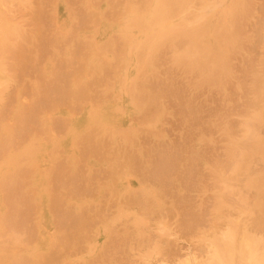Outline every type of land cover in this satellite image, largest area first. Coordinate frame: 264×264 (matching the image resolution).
<instances>
[{
    "label": "bare ground",
    "instance_id": "obj_1",
    "mask_svg": "<svg viewBox=\"0 0 264 264\" xmlns=\"http://www.w3.org/2000/svg\"><path fill=\"white\" fill-rule=\"evenodd\" d=\"M30 1H32L31 2L32 4L35 3V6H33V7H31L32 4L29 3L31 8L37 7L36 5L38 3L41 6L40 9L38 8L39 6L37 7L39 9V11L37 12V15H36L37 16V18H36L37 22L36 23L40 22L43 24L41 30L39 29V33H38V36L41 35L40 36L41 41H42V39L47 41L48 38H50L49 37L50 35L48 36V35H46L45 32L42 31V30H44L45 26L50 23V25H47V26L52 25L51 28H53L55 25L58 26L57 28H58L59 32L57 33V37L55 38V40L56 41H61V40L66 41L67 44L65 45V47L64 46L56 47V48H60V49L64 48V52H63L62 56H64L65 58L62 61V63L60 65H58L59 62H58V64H55L56 66L53 67V70H51L52 66H48V67H45V69H43L47 73L46 76L48 77V79L47 80H41L42 81L41 83L37 82L36 88L38 90V94L36 91H35L36 92L35 94H30V92H31L30 91L29 96H28V93H27L28 98L31 97V95L37 94L36 100H35L36 102H34V104L33 103L32 104L26 103L25 104L26 107L23 106L22 110L20 111L21 113L23 111L24 112L21 114L23 117L18 120V121H21V124H22V127L19 129L18 135H20V137L23 135V137H24V135L28 134V136H29L30 134H32V129L35 128L34 126L36 125L37 120L39 122L38 126L41 127L40 125L42 123L39 121L38 115L45 113L49 118V117L55 116L56 112H59V111H61V109H64L65 112L67 113V115L72 117L71 121L66 120L65 118H57V117L56 118L53 117V118H51V120L47 119L49 121V123L54 126V128L61 129L66 124L68 125L67 130L65 128L66 135L64 137L59 138L56 135L54 137V139L52 140L53 146L55 149L63 148L66 151L69 150V151L74 152L78 149V145L83 146V147H81V151H83V153L85 155H86V153H88V156L86 155L84 157L82 155L83 153H80V156H83L82 160L85 158L84 160L90 161L93 157L96 158L97 155L100 156L103 153H105V155L107 154L108 146L110 145L109 144L110 142H107V140H106V136H108V138L111 139L115 144V147H114L115 151H111L109 153L110 158L106 159V160H108L109 167L111 166V170H113V171H111V173H109L110 172L109 171L108 172L109 176L106 175V177L108 176V178H110V179L111 178L115 179V177H113V176L116 174V172L119 171V170L116 171V169L121 167V166H125V168H126V172L124 171L125 174L121 178L120 181L117 180L118 182L117 181L114 182L115 180L113 181V179H112V182L115 183V186H114L115 189L114 190L117 192V195L114 194V196L116 195L119 197L118 194L123 195L125 192L130 190V188L123 187V186H125L124 179L129 175H134L133 173L139 167L140 163H142L141 161H142V158L144 157L143 156L144 152H142L143 151L142 142H140L137 138L140 136V134L143 131H146V130H143L142 128L140 129L139 125L137 123H135L134 120L130 119L131 115H132V117L135 115H140L142 117L141 119L144 121V123H143L144 126L149 127V125H150L153 127L152 128L153 130H159L161 125H162V123H161L162 118L167 111L166 100L170 99L169 97H178L180 94L178 89L173 85V83L164 82V80L161 83L157 79V70L159 67V60H160L159 58H162L160 56H161V54L165 53L164 51L171 50L173 52V57H171V58H172L174 65L177 66L178 68H181L182 70H184V73L185 72L186 73H192V74H195L197 76H200L202 74L207 75L208 80L205 83L206 88L208 87L209 89H213V90L215 89L224 98H226L227 102H229L230 106H232V107H234L236 105L235 104V102H236L237 106L239 105L238 106V108H239L238 112H239L240 116H243L246 118L245 120L249 119L250 114L253 112V110L256 107L258 108V110H262V112L264 111V19L263 20L260 19V21H258L254 25V30L252 31L251 34L240 35L239 33H235L231 37V39H228V37H229L228 34L225 33L222 28H219L218 30L216 29L211 33L209 32V24H210L211 17L213 15L214 11L216 9H218V7H220L222 0H112V1L110 0L111 2L109 0H67V1L65 0V2L62 0L61 5L57 8V11L52 12L51 14L48 11H46V8H48V6L51 3H53L54 0H41V1H39V0H0V8L6 7L8 5V3L16 5V4L30 2ZM254 1L255 0H242L240 2L232 3L229 6L228 10L231 13V15L233 16V18L242 19V20H245L246 22H248L249 20H252L253 18H255L257 15V9L255 7ZM26 4L28 7L29 6L28 3H25V5ZM69 5H71V9L68 8ZM30 7H29V9H30L29 11H31ZM53 10H55V9H53ZM220 10H221V8H219V11ZM224 11H226V8L224 9ZM5 14H7V13L5 12ZM32 14H34V13H32ZM175 18H178V20L170 23V20L172 21ZM12 21L13 20L11 18L9 19V17H7V19H5L3 21L1 20V27H0V53L1 54L4 52L3 49L5 48V46L8 44V41L10 40L9 35L11 37H13V35H17V36L21 37V35H20L21 32L19 29V28H21V26L19 28H16L15 33H12L13 35L11 33L8 34V30L13 29V28H11V26L13 24H15V23L12 24ZM220 24H222V23H219L218 27L220 26ZM15 25H14V27H15ZM232 25H233L232 27L234 29H236L238 27V22L235 21ZM46 29L48 31V29H50V28L46 27ZM52 30H50V31H52ZM50 31H49V34H52V33H50ZM13 32H14V30H13ZM37 32H38V29H37ZM35 35L37 37V34H35ZM207 38H208V40H207ZM21 39H24L23 36L21 37ZM37 39H38V37H37ZM40 39H38L39 42H40ZM16 40L18 42L21 41L18 39H16ZM25 40L27 42V39H25ZM44 40H43V42L45 43ZM212 40L214 42H217L221 49L226 48V46H228L230 48L229 50H230L231 56L230 57H224L220 54H215L214 49L211 46L212 43H210ZM11 41H14V39ZM22 42L24 43L25 41H22ZM34 42H35V39H34L33 43ZM49 42H51V40H49ZM249 42L252 45H248L247 43H249ZM225 43H228V44H225ZM13 44L16 46L17 42H16V44L15 43H13ZM18 44H17V46H18ZM29 44H30V42H29ZM26 45H25V47H26ZM31 45H33V44H31ZM254 45H260L261 46L262 57L260 59L255 58L256 54L254 55V58H253L252 50H253ZM17 46H16V48H17ZM37 46H39V45H37ZM47 46H48V44H47ZM9 47H11V45L8 46V48ZM19 47L17 48V50L19 49ZM23 48H20L22 53L18 50L16 55L20 59H22L23 63L26 64V66L34 64L37 60L39 61V59H41V51L40 52L38 51L39 54L37 55V57H35V60H34V56L30 55L31 53H29V54L26 53L25 50H28V49L24 48L25 49L24 50ZM22 49H23V51H22ZM40 49H42V48L40 47ZM6 51H7V49H6ZM15 51H16V49H15ZM29 51H31V50H28V52ZM51 51L52 50H50V52ZM61 51H63V50H61ZM10 52H9V54H10ZM33 52H35V51H33ZM44 52H46V49ZM7 53H8V51H7ZM12 53L13 52H11V54ZM48 53H46V54L44 53V54H42V56L43 55L47 56ZM9 54H6V52H5V55H3V56L9 55ZM60 54H62V52H60ZM50 55H51V53H50ZM0 57H1V55H0ZM12 57L14 58V55ZM236 57L237 58L239 57V59L242 58L244 60V62H247V64L245 65L243 70H240L239 66L237 67L234 64V62L232 63V58H236ZM1 58H0V60H1ZM3 58H5V57H3ZM19 58H17V60ZM10 59H11V57H10ZM6 60H8V58ZM11 61H8V62H11ZM44 62H45V60H44ZM162 62H164V61H162ZM5 64H8V63H5ZM38 64H37V66L40 67L39 69L42 70V68H43L42 64L43 63L41 64V62H40V64H39L40 66ZM49 64H51V63H49ZM37 66H35V70H33V73L34 72L36 73L37 70L39 71L38 68L36 69ZM164 66H165V64H164ZM7 68H8V66H7ZM7 68H3V66L0 65V99H1V97H3V98L5 97V99H8V97H9L7 95L6 96L2 95V93L4 92L2 90L3 80L9 81L10 78L15 79V75H14V77L8 76V74L9 75H10V73L12 74L13 71H11L10 73H8V72L6 73V71H8ZM22 68L24 70V68H26V67L23 66ZM17 69H19V68H17ZM54 69H56L57 72H55ZM14 70H16V69H14ZM23 70H21V73ZM9 71H10V69H9ZM26 71H24L26 74L32 75L31 73H27ZM239 71L241 73L243 72L244 77L243 76L241 77L239 75ZM17 72H15V73H17ZM162 72H163V70H162ZM1 74H3V75H1ZM19 74H20V72H19ZM37 75H39V74H37ZM41 75L42 74H40V76ZM195 75H194V78H195ZM37 77L40 78L39 76H37ZM22 78H24V76L23 77L21 76V79ZM42 79H43V76H42ZM22 83L20 82V84L19 83L18 84L21 85ZM27 84H29V83L27 82ZM27 84H25V86H27ZM7 85L10 87L9 84H7ZM28 86L26 87L27 89L23 86L24 90L21 86L17 87L16 90H13V91H15L14 92L15 98H17L18 100H20V99L22 100L21 93L24 94L25 89L31 90V87L28 88ZM12 87H16V86L13 85ZM201 87H202V85H201ZM98 88H101V89L104 88V91L99 90ZM206 88H205V90H206ZM183 89H184V87H183ZM34 90L35 89H33L32 91H34ZM8 95H11V94H8ZM12 98L15 99L13 96H12ZM10 99H11V97H10ZM182 99H183V97H182ZM33 100H34V98H33ZM11 101H13V100H11ZM168 101L170 102V100H168ZM14 102L16 103V101H14ZM169 102H167V103H169ZM172 104H173V102H172ZM180 105H181V103H180ZM13 106H15V105H13ZM168 106H169V104H168ZM237 106H235V107H237ZM183 107H184V103H183ZM196 107H197V105H196ZM172 108H174V107H172ZM218 108H217V110H218ZM80 109H81V111H80ZM217 110H215V111H217ZM10 111H13V109ZM28 111H30V112H28ZM5 112H6V110H5ZM192 112H190V113H192ZM0 113H1V111H0ZM6 113H4V114L6 115ZM188 114H189V112H188ZM232 114H233V110H232ZM1 115H3V113H1ZM7 115L11 116V114H9V112ZM194 115H196V114H194ZM215 115H217V114H215ZM9 116H7V117L9 118ZM16 116L19 117L18 115H16ZM213 116H214V113H213ZM137 118H139V117H137ZM228 118H229L228 116H223L221 118V122L218 125L216 123V125L218 126V129L222 128L224 123H227L229 125V128H228L229 134L227 137L228 141L226 140L227 141V145H226L227 148H226V155H225L228 158V164L227 165H229V166L225 167V165H224L223 168H220V165L219 164L217 165V170L218 171L220 170V173L217 172L216 176H217V179L221 182V184H223V187H219L216 185L215 192L217 194V199H218V202L220 205L219 209H222V206L235 209L234 206L229 202L230 199L227 200V198L231 197L233 195H238L240 200H241L240 203H242V205L244 206L243 210L239 211V214L243 213L245 216H248V217L243 224H239L238 217L236 219L233 218L234 217V214L232 213L233 211H230V212L226 211V213H225L222 210H219V212H218V219L219 220L215 219V221H214L213 218L211 220V221H213L212 222L213 227L218 228L223 223L226 224L227 227L224 230H222L221 232H218L219 230L217 231L214 239L211 240L209 243H207V245L205 247H203L201 255L197 256L194 253L193 259L188 260L184 264H264V176H262L261 178H254V179L250 178L249 182H246L247 187H252V188L256 189V193L258 194V197H259V199H257V200L252 199V196H250V195L248 196V194L246 193L247 189L245 186H244L245 188L241 189L238 186L234 187V185L232 184L233 181L237 180L239 177H241V175L246 174L249 171L250 167L245 163L242 164V162H240L238 160L240 153H238L237 145L239 144L241 139L239 138L240 141L237 139V134H239V132H237L236 130L234 131V129L236 127H238V125L236 124V127H235V125L233 124L234 125L233 126L231 124L230 118L229 119ZM14 119L16 120V117ZM125 119L126 120L128 119L127 122L124 121ZM217 119H218V117H217ZM3 120H2V122H3ZM41 120H42V118H41ZM4 122H6V121H4ZM138 122H139V120H138ZM24 125L29 126V128H30L29 131H25V129L23 128ZM140 125H141V123H140ZM12 127H15V126H12ZM15 128H13L14 132H15L14 134L17 135L18 131L16 132ZM46 129H48V127H46ZM207 129H208V127H207ZM16 130H17V128H16ZM35 132H37V131H35ZM63 132L64 131H62V133ZM215 132H216V130H215ZM3 134H5V132ZM3 134H2V136H4ZM14 134H13L12 138L15 137ZM158 134H159V132H158ZM40 135H41V133H40ZM23 137H21L22 142L19 141L20 144L24 143L25 142L24 140H26L25 138L22 140ZM233 137H236V138H233ZM8 138L10 139V137H8ZM16 138H18V137H16ZM18 139H20V138H18ZM1 140H3L2 137H1ZM43 140H45V139L43 138ZM176 140H179V139H176ZM3 141L5 142V140H3ZM12 141H13V143H16V141L15 142H14V140H12ZM12 141H10V142H12ZM222 141L224 142L223 139H222ZM32 142L29 143L28 146L25 148V149H27L28 158H30L29 160H31L33 166H37L38 165L37 163H42V162H43V164H45V162H47V161H45V159L47 158V154L45 153L46 157H44V151H48L47 144H45V143L40 144L39 150H41V153L43 154V158H42V157H40L39 150H38V152H35L34 148H37V147H36V144H32ZM147 142H149V139ZM0 143H1V141H0ZM122 143L128 145V148L130 147L131 151L129 153L127 152V154H125V156H129L128 154H130V156H129L130 158H127V159L124 158ZM188 143H189V141H188ZM20 144L17 143L18 148L20 147ZM17 145H16V147L12 145L15 148L14 151H16V150L18 151ZM21 145L23 146V144H21ZM139 145H141L140 149H139ZM163 145H165V144H163ZM3 146H5V145H3ZM155 146H157V145H155ZM2 147H0V151L3 150V151H1V153L4 152V150H5V149H1ZM6 147L11 148V146L10 147L5 146V148ZM175 147H178V146H175ZM141 149H142V151H141ZM9 150H11V149H9ZM9 150H8V152H10ZM163 151L164 150H162V152ZM8 152H6V153H8ZM154 152L157 153L156 151H154ZM183 152H184V150H183ZM180 154H178V155H180ZM2 155H0V159L2 158L1 157ZM4 155L6 156L7 154H4ZM105 155H104V157H105ZM17 156H19V155H17ZM159 156L160 155H158V157ZM221 156H223V155H221ZM242 156H244V157H246V159H248L249 153L245 152L244 154H242ZM21 157L19 159H21ZM63 157H64L63 161H65V156H63ZM86 157H87V159H86ZM88 157H89V160H88ZM28 158H26V159H28ZM105 158H107V157H105ZM96 159H98V157ZM124 159H126L125 163H124ZM170 159H171V157H170ZM176 159L178 160V157ZM11 161H13V160L11 159ZM219 161H221V160H219ZM20 162H22V161H20ZM20 162H17V163H20ZM172 162H174V161H172ZM61 163H65V162H62V160H61L60 167L58 166V164H56L57 167L55 170H57L58 167L61 170L63 169L64 164H61ZM143 163H145V162H143ZM153 163L155 164V162H153ZM226 163H227V161H226ZM189 165H190V163H189ZM25 166H27V165L25 164ZM83 166H85V165H83ZM136 166H138V167H136ZM169 166H171V165L169 164ZM194 166H196V165H194ZM24 167L22 168L23 171H24ZM45 167L46 168L44 171V177H46V174H47V176H49V174H50L49 171H53V168H51L47 165H45ZM184 167H185V165H184ZM1 168H3V167H1ZM66 168H68V167H66ZM79 168L80 167H78L77 170ZM171 168H173V165ZM28 169H25V172L28 171ZM71 169H69V171H71ZM9 170H7V172H9ZM16 170H19V167ZM122 170H124V169H121V171ZM188 170H190V169L188 168ZM202 170H203V167H202ZM72 171L73 172H72L71 179H73L72 178L73 175L75 178L77 176V173H78L75 170H72ZM114 171H116V172L114 173ZM163 171H164V169H163ZM228 171L231 172L230 177L227 175ZM57 172L58 171H56L55 173L57 174ZM112 172H113V174H112ZM142 172H146L144 170L143 166H142ZM157 172H158V168H157ZM165 172H167V173H165ZM182 172H184V171H182ZM158 173H161V171ZM164 173H165L164 176L166 174L170 175L168 173V171H164ZM18 174L19 173H17V175L15 174V175L18 176ZM195 174L196 173H194L192 175L194 176ZM223 174H225V177H223ZM13 175H14V173H13ZM83 175L84 174H82V175L80 174V176L79 175L78 176L81 177ZM95 175H94V177H95ZM99 175H101V173ZM99 175H98V177L96 176L97 179L101 177V176L99 177ZM157 175H159V174H157ZM56 176L58 177V178L55 177L56 180L59 179V181L62 185L63 184L62 179H63V177L67 176V174L64 176L62 175L63 177H61V174H59V175L57 174ZM143 176H144V177H142L143 180L140 179V181L138 183L141 184L142 186L147 187L146 188L147 193L145 194V193L141 192L140 193V194H142V196L140 195L141 199L143 197L145 199V197L151 196V195H154L155 197H157L155 194V193H157L156 189L153 188V186L148 185L149 183L147 182V177L145 178L146 174H144ZM4 177H5V175L2 177V179H4ZM9 177H12V175ZM194 177H196V176H194ZM25 178L27 179V177H25ZM55 178L53 179L54 181H55ZM183 178L186 179L187 176L183 177ZM8 179H10V178H8ZM16 179L18 180V178H16ZM92 179H93V177H92ZM100 179H104V178H100ZM185 179H183V180H185ZM187 179H186V181H187ZM6 180H7V178H6ZM6 180H5V182H6ZM53 180H51V181H53ZM80 180H82V179H80ZM151 180H152V177H151ZM2 181H4V180H2ZM75 181L78 184L77 178L75 180H73V182H75ZM180 181L182 183V180H180ZM10 182H11V180H10ZM10 182H8V183L11 184ZM20 182H23V183H21L23 185V187H18V188L19 189L20 188L22 189L24 187L26 188L27 185L24 186L25 185L24 179ZM30 182H32V181H29L28 183H30ZM65 182L67 183L68 181H65ZM82 182H83V180H82ZM161 182H163V181H161ZM49 183H50V181H49ZM60 183H59V185H60ZM169 183H172V182L169 181ZM169 183L166 185H169ZM183 183H185V182H183ZM195 183H197V182H195ZM226 183H229V185H227ZM5 184H7V183H5ZM83 184H84V182H83ZM65 185L67 186V184H65ZM80 185L81 184H79V188H83V187H80ZM109 185H110V183H109ZM211 185H213V184H211ZM28 186L30 187V184H28ZM84 186H85V184H84ZM158 186H159V184L157 185V187ZM190 186H191V184H190ZM207 186L211 187L209 184ZM68 187H66V188L68 189L69 192L68 191H67V193L65 192L66 194H68V196H70L68 199H65L66 196L63 198L62 195H61V197H58L59 195H57V194L53 195L57 191H53L54 193L52 194V191L48 190L49 188L47 187V185L41 189L40 196H39L40 201H41V210L44 212V216L46 218L45 220L47 221L46 226H45V232H44V234H42V238L36 246H31V248L27 247L26 246L27 243L25 244L23 241V243L25 245V246L23 245L25 247V248L23 247V250L26 248H30L27 251V256H24V259L19 257L20 254L18 251H17V253L11 252L13 254H9L12 256V257L10 256V258H14V259H15V257L17 258V264H18V262H20L19 264H22L26 261L27 262L24 264H52L54 262L53 260L58 259L59 256H62L65 253V252L62 253L60 251L58 258L56 257L54 259V256H55L54 254H56V256H57L56 252L59 250V248L61 246H63V244L65 242L68 241V240H66V235H69V233L67 232L68 234H65L66 231L70 230L73 232V228H74V229H77V231L75 230L76 232H78V230H83L81 232L85 233L86 231L90 232V229H89L90 226L95 227L97 225V224L96 225L92 224V222H94L96 220L95 218L98 217V215H100L102 212L99 211L98 214L94 217V219L91 222H89L87 224H86V222L85 223L82 222V220L86 219L85 216L91 217V215H88L89 213L87 214V212H86L87 206L85 205V203L83 201L72 199L76 195L75 194V192H76L75 188H74V190L70 191ZM183 187H184V185H183ZM105 188H106V186H105ZM211 188H213V187H211ZM89 189L90 188H88L87 192H89V193L91 192V194H93V196H95L93 190H97V189L96 188L92 189V191H90ZM184 189H187V192H188V190H190L191 188L189 189V188L185 187ZM22 190H21V192H23ZM52 190H56V188L55 189L52 188ZM57 190H59V189H57ZM170 190H171V188H170ZM170 190H169V192H168V190H165V191H166V193H170ZM30 192H25L23 194L25 195L26 193H30ZM79 193L81 194V192L78 191L77 194H79ZM166 193H165V195H167ZM0 194H1V190H0ZM11 194L13 195V193H11ZM105 194H107V192ZM135 194L136 195L131 196L129 201H127V202H130L131 205L127 204L126 202H122V201H121V203H124V204L126 203L127 205H130V206L133 205L134 207H136L137 203H139L141 201H138V199H139L138 192H135ZM85 195H87V194L85 193ZM175 195H177V194H174V196ZM6 196H8V195H6ZM170 196H172V195H170ZM187 196H190V195L187 194ZM201 196H202V194H201ZM12 197L13 196H11V198ZM17 197H18V199L20 198L19 196H17ZM37 197H38V195H37ZM22 198L24 200V196ZM22 198H20V199H22ZM31 198L33 199V197H31ZM90 198H91V195H90ZM25 199H26V197H25ZM167 199H166V203L168 204ZM174 199H175V197H174ZM33 200H30V196H29V201H33ZM161 200H163V199H161ZM191 200H192V197H191ZM204 200H206V199H204ZM179 201H176L175 203H177ZM6 202L10 204V201L9 202L6 201ZM152 202L150 201V203H152ZM141 203H143V202H141ZM148 203H149V199H148ZM180 203H182V201ZM29 204L35 205V204H33V202L32 203L30 202ZM185 204H187V203H185ZM185 206H188V205H185ZM245 206H247V207H245ZM16 207H17L16 208L17 213H18V210H20L22 212V210H24L26 208V206H25V208L22 207V209H20V207L17 205H16ZM102 207L104 209L105 206L103 205ZM140 207H142V206L139 205V209H140ZM145 207H146L145 209L150 210V209H148V205ZM182 207H184V206H182ZM30 208L31 207H29V209ZM34 208H35V206H34ZM124 208H126V207H124ZM11 209H13V208H10V211L8 210L9 211L8 212L7 211V205L4 202V199L0 200V213H1V215L3 214L2 216H4V217L9 216L8 214H10ZM39 209H40V206H39ZM135 209L136 208H133V210H135ZM34 210L32 207V211H34ZM167 210H168V207H167ZM190 210L191 209H189L188 211H190ZM27 212H28V210H27ZM29 212H28V214L30 216L32 213L31 212L29 213ZM144 212H145V210H144ZM169 212L170 211H168V213ZM172 212L173 211L171 210L170 213H172ZM154 213H155V211H154ZM193 213H195V215H196V212H192L191 217H193L192 216V215H194ZM215 213H216V211H215ZM11 214H12V212H11ZM14 214H16V213H14ZM21 214L23 215V213H21ZM33 214H34V212H33ZM145 214H147V213H145ZM185 214L186 213H184V215ZM203 214H205V212L202 213V215ZM205 215H207V214H205ZM16 216H19V215H16ZM26 216H28V215H26ZM189 216H190V214H189ZM9 217L12 218L11 216H9ZM9 217H6V218H9ZM19 217L23 218L22 216H19ZM82 217H85V218L83 219ZM212 217H213V214H212ZM25 218H23V220ZM193 218H195V217H193ZM0 219L2 220V218H0ZM28 219H27V221H28ZM79 219L81 220V222L79 221ZM202 219H203V217H202ZM202 219H200V220H202ZM5 220H7V219H5ZM11 220H14V219L12 218ZM16 220L20 221L19 219H16ZM87 220H89V219H87ZM99 221H101V220H99ZM221 221L223 223H220ZM1 222L2 221H0V231L2 228H4L3 224L5 225V227L9 226V228L7 227V229H10V227H13V226H10V225H12L11 224L12 221L10 223H9V221L8 222L6 221L7 225L5 223H1ZM8 223H9V225H8ZM13 223H15V222L13 221ZM28 225H30V224H28ZM221 226H220V228H221ZM15 228H16V226H15ZM51 231H53V232H51ZM0 233H2V232H0ZM102 233H104V232H101V234ZM79 235H82V234L80 233ZM31 237L34 238V235L30 236V239H31ZM15 238L16 237H13L12 239L14 240ZM17 239L18 238L15 239L14 243H16V242H18V243H16L15 245H14V243H12L11 247L16 246L17 244L19 245L21 243V242L19 243V241H22V240L16 241ZM75 239H77V238H75ZM28 241H30V240L28 239ZM33 241H35V239ZM97 241H99V240H97ZM11 242H13V241L11 240ZM75 242H78V241H75ZM116 243L119 244L118 242H115L116 246H117ZM10 245L11 244H8L7 246H10ZM76 245L78 246V243H76ZM20 246H18L17 249H20ZM68 246H70V245H68ZM32 247H34V248H32ZM65 247L67 248V246H65ZM3 248H4V246L1 249H3ZM1 249H0V262H1V260H4L5 257H6V260H9V259H7L8 253L4 254L5 248H4V251ZM7 249L8 248L6 247V250ZM9 250H11V249L9 248ZM106 250H108V249H106ZM61 253H62V255H61ZM14 261L16 262V259ZM59 261H60V259L57 260V262H59ZM62 261H63V259H62ZM68 264H69V262H68Z\"/></svg>",
    "mask_w": 264,
    "mask_h": 264
},
{
    "label": "rangeland",
    "instance_id": "obj_2",
    "mask_svg": "<svg viewBox=\"0 0 264 264\" xmlns=\"http://www.w3.org/2000/svg\"><path fill=\"white\" fill-rule=\"evenodd\" d=\"M39 1H41V0H39ZM63 1L65 2V0H63ZM240 1H242V0H222L220 7H218V9H216L214 11V13L211 17L210 24H209V32L210 33L216 29L218 30L219 28H222L223 31L228 34V36H229L228 39H231V37L235 33H239L240 35H249L252 33V31L254 30V25L258 21H260V19H262V20L264 19V0H255L254 1L255 7L257 9V15L255 18H253L252 20H249L248 22H246L245 20H242V19L233 18V16L231 15V13L228 10L229 6L232 3H236V2H240ZM31 2L32 1L25 2V3H28V5H29V3H31ZM61 2H62V0H54V2L51 3L48 6V8H46V11H48L50 14L52 12L57 11V8L61 5ZM25 3H20V4H16V5L8 3V5L6 7L0 8V10H1L0 11V27H1V20L3 21L5 19H7V17H9V19L11 18L13 20L12 24L15 23L16 25L13 24L11 26V28H13V29L8 30V34L9 33H11V34L15 33L16 28H19L21 26V28H19L20 32H21L20 35H21V37L23 36V38H24V39H21V37H19L17 35H13V34H12L13 37H11L9 35L10 40L8 41L7 45L8 46L11 45V47L8 48V46L6 45L5 48L7 49L8 53H7L6 49L4 48L3 49L4 54L3 53L2 54L5 55V52H6V54H9V52L11 50H12L11 52H13L14 54L13 53L11 54V52H10L11 55L10 54L6 55L7 56L6 57L0 53V55L2 57V58L0 57L1 58L0 65L3 66V68H7V66H8V68H7L8 71H6V73L7 72L10 73L11 71L14 72V73L12 72V74L10 73V75L8 74L9 77H14V75H15V79L10 78L9 81L3 80L2 90L4 92L2 93V95L3 96L7 95L9 97H8V99H5V97L4 98L1 97V99H0L1 100L0 101V111H1V113H3V115H1V113H0V116L2 117V118L0 117V126H1L0 127V141H1L0 147H2L3 145L9 146V147L11 146V148H8V147L5 148V146H3L1 148V149L6 150V151L4 150L5 153L4 152L1 153V151H3V150L0 151V153H1L0 155L7 154L6 156L2 155L1 156L2 158L0 159V182L2 183V184L0 183V190H1L0 200L4 199V202L7 205V211L8 210L10 211V208H13V209H11L12 214L10 212V214H8V215L14 219V220H11L12 218H10L9 216H6V217H9V218H6V217L2 216L3 214L1 215V213H0V218H2V220L0 219V221H2L1 223H5L7 225L6 221L7 222L9 221V223L12 221V223H11L12 225H10V226H13V227H10V229H7V227L9 228V226L5 227V225L3 224L4 228H2L0 231V232H2V233H0L1 234L0 235V249L4 246L5 251H4V248L1 250L4 251V254L8 253L7 259H9V260H6V257H5L4 260H1L0 264H17V258L15 257V259H16V262H15L14 261L15 259L10 258L11 255H9V254L17 253V251H18L20 254L19 257L24 259V256H27V251L31 248V246H36L39 243V241L41 240L42 234H44V232H45V226H46L47 221L45 220L46 218L44 216V212L41 210V201H40L39 196H40L41 189L44 188L46 185L49 188L48 190L52 191V194L54 193L53 191H57L53 195L57 194V195H59L58 197H61V195H62L63 198L66 196L65 199H68L70 197V196H68V194H66L68 191V189L66 187H68V186H69L68 188L70 191L74 190V188H75V191L77 193H78V191L81 192V194L80 193L77 194L75 192L76 195L74 194L75 196L72 199L81 200L87 206L88 211L86 210V212H87V214L89 213L88 215H91V217L85 216L86 219H84L85 217H82L84 219V220H82V222H84V223L86 222V224L91 222L94 219V217L98 214L99 211L102 212L100 215H98V217L95 218L96 220L94 222H92V224H95V225L97 224V225L95 227L90 226L89 227L90 232H87V231L85 233L81 232L83 230H78V232H76L77 229H74L73 227H72L73 232L76 230L74 233L70 230L65 232V234L69 233V235H66V240H68V241L65 242L63 244V246H61L59 248V250L56 252L57 256H56V254H54L55 256L53 255L54 259L56 257L58 258L60 251L62 253H64V252L65 253L63 255L61 253V255L63 257L59 256L58 259L53 260L54 262L52 264H68V262H69V264H184L188 260L193 259L194 253L197 256L201 255L203 247H205L207 245V243H209L211 240L214 239L217 231L219 230L218 232H221L222 230H224L227 227V225L224 224L222 221L220 222V223H223V224H221L222 226L219 224L221 226V228H220V226L218 228L213 227V223H212L213 221H211V220H212V218L214 221H215V219L219 220L218 219L219 210H222L225 213H226V211L227 212L233 211L232 212L234 214L233 218L236 219L238 217L239 224H243L248 216H245L243 213L239 214V211L243 210L244 206L242 205V203H240L241 200H240L238 195H233V196L227 198V200L230 199L229 202L234 206L235 209L229 208V207H223V206H222V209H219L220 205H219V202L217 199V194L215 192V187H216V185L219 187H223V184H221V182L217 179V176H216L217 172L220 173V170L219 171L217 170V165L219 164L220 168H223L224 165H225V167L229 166V165H227L228 164V158H227V156H225L226 155V148H227L226 145H227V141H228L227 137L229 134V130H228L229 125L227 123H224L223 127L219 128V129H218L217 125L221 122V118L223 116H228L231 120V124L232 125L234 124L235 127H236V124L238 125V127H236L234 129V131L236 130L237 132H239V134H237V139L238 140H239V138L241 139V141L239 140L240 142L237 145L238 153H240L238 160L240 162H242V164L243 163L247 164L250 167V169L246 174L241 175V177H239L237 180L233 181L231 179L233 181L232 184L234 185V187L238 186L241 189L246 187V189H247L246 193L248 194V196L250 195V196H252V199L257 200V199H259V197H258V194L256 193V189L252 188V187H247L246 182H249L250 178H252V179L261 178L262 176H264V111L262 112V110H258V108L256 107L253 110V112L250 114L249 119L245 120L246 119L245 117L240 116V114L238 112V109H239L238 106L239 105L237 106L236 102H235V104H236L235 106H237V107L234 106L235 107L234 108V107L230 106V103L227 102L226 98H224L215 89L213 90V89H209L208 87L206 88L205 83L208 80L207 75L202 74L200 76H197V75L192 74V73H186V72L184 73V70L175 66L173 61H172V58H171V57H173V52L171 50L164 51L165 53L161 54V56H160L162 58H159L160 60H159V67L157 70V79L161 83L163 82V80H164V82L173 83V85L178 89V91L180 93L178 96L179 98L178 97H169L170 99L166 100L167 111L164 115L165 117L163 116V118H162V122H161L162 125H161L159 130H153L152 129L153 127L150 125H149V127L144 126V124H143L144 121L141 119L142 117L140 115H135L133 117L131 115L130 119L134 120V122L139 125L140 129L142 128L143 130H146V131H143L140 134V136L137 138L140 142H142L143 151H142V149H141V151L144 152V154H143L144 157L142 158V161H141L142 163H140L139 167L136 166V167H138L137 168L138 170L137 169L135 170V172L133 173L134 175H129L124 179L125 186H123V187L130 188V190L125 192L123 195L118 194L119 197L116 196L117 192L114 190L115 189V187H114L115 183L112 182L113 178H111V179L108 178V176H109L108 172L110 171L109 173H111V171H113V170H111V166L109 167L108 160H106V159L110 158L109 153L111 151H115L114 150L115 144L111 139L108 138V136H106L107 142H110L109 143L110 145L108 144L109 145L108 146V152L106 155H105V153L102 152L105 155V157H107V158H105L104 155L101 154L102 156L101 155L96 156V158L98 157V159L93 157L90 161L84 160L85 158L82 160V157L83 156L85 157L86 155L88 156V153H86V155H85L83 153V151H81V147H83V146H80V145H78V149L74 152L69 151V150L66 151L63 148H58V149L54 148L52 140L54 139V137L56 135L59 138L64 137L66 135V130H67L68 125L66 124L64 127L61 128L62 129L61 130L58 128H54V126L52 124H50L47 119L51 120V118L57 117V118H65L66 120L71 121L72 117L67 115V113L65 112L64 109H61V111L55 113V116H52L49 118L45 113L38 115V119L42 123V124L40 123L41 127L38 126L39 122L37 120V123L34 126L35 128L32 129V134H30L29 136H28V134L24 135V137L22 135L21 136V137H23L22 140L24 138L26 140H24L25 142L23 141L24 143H21V144H23V146L20 144L19 141H21V137L18 134H19V129L22 127V124H21V121H18V120L23 117L21 114L24 112L23 111L21 113L20 111L22 110L23 106H25L26 103H29V104L33 103L34 104V102H36L35 101L36 95L38 94V90L36 88L37 82L41 83L42 82L41 80H47L48 79V77L46 76L47 73L43 69H45V67L52 66L51 70H53V67L56 66L55 64H58V62H59L58 65H60L62 63V61L65 58L64 56H62L63 52H64V48L62 47L63 49H60V48H56V47H61V46L65 47V45L67 44L66 41H62V40L56 41L55 40V38L57 37V33L59 32V30L57 28L58 26L55 25L53 28H51L52 25L47 26V25H50V23L47 24L45 26L44 30H42V31L45 32L46 35H48V36L50 35L49 36L50 38H48L47 41L49 42V40H51V42L52 41L53 42L48 43L44 39H42V41H41V39H40L41 35L38 36V33H39V29L41 30L43 24L40 22L36 23L37 22L36 21V18H37L36 15H37V12L39 11V9L41 8V6L38 3L36 6L37 7L39 6L38 7L39 9L37 7L31 8V7L35 6V3L34 4L31 3L32 4L31 7H30V5L27 7V4L25 5ZM29 7L31 8V11H29L30 10ZM68 8L71 9V5H69ZM219 8H221L220 11H219ZM223 8L224 9L226 8V11H224ZM53 9H55V10H53ZM5 12L7 14H5ZM31 12L34 14H32ZM177 20H178V18H175L172 21L170 20V23L175 22ZM235 21L238 22V27L236 29H234L232 27L233 26L232 24ZM219 23H222V24H220V26L218 27ZM14 25H15V27H14ZM46 27L47 28L49 27L50 29H48V31H47ZM37 29H38V32H37ZM13 30H14V32H13ZM50 30H52V31H50ZM49 31L52 34H49ZM35 34H37V37H38V39H40L41 43L39 42V40L37 39ZM12 38L14 39V41H11V40H13ZM16 39L21 40V41L18 42ZM25 39H27V42ZM34 39H35V42L33 43ZM43 40L45 41V43L43 42ZM207 40H208V38H207ZM22 41H25V42L23 43ZM16 42H17V44L19 43L20 45L18 44V46H17ZM29 42H30V44H29ZM13 43L16 44L17 48L20 46L18 49L20 52H21L20 48H23V47L25 49L31 50L28 52V50H25L23 48L26 51V53H28V54L31 53L30 55L34 56V60H35V57H37V55L41 51V59H39V61L37 60L34 64L26 66V64L23 63L22 59H20L16 55L18 50ZM210 43H212L211 46L213 47L215 54H220L224 57H230L231 56V53L229 50L230 48L228 46H226V48L221 49L217 42H214L212 40ZM31 44H33V45H31ZM47 44H48V46H47ZM225 44H228V43H225ZM247 44L252 45L250 42ZM25 45H26V47H25ZM37 45H39V46H37ZM40 47L44 51L46 49V52H44L42 49H40ZM15 49H16V51H15ZM23 49H22V51H23ZM50 50H52V51L50 52ZM61 50H63V51H61ZM33 51H35V52H33ZM60 52H62V54H60ZM44 53L45 54L48 53L47 54L48 57L46 55L42 56V54H44ZM50 53H51V55H50ZM252 54H253V58H254V55L256 54L255 58L260 59L262 57L261 46L260 45H254L253 50H252ZM13 55H14V58L12 57ZM3 57H5V58H3ZM10 57H11V59H10ZM7 58H8V60H6ZM17 58H19V59L17 60ZM240 59H239V57L238 58L237 57L232 58V63L234 62V64L237 67L239 66L240 70H243L245 65L247 64V62H244V60L242 58H240ZM44 60H45V62H44ZM8 61H11V62H8ZM162 61H164V62H162ZM40 62H41V64L43 63L42 64L43 68L41 67L42 70L39 69L40 67L37 66V64L38 63L40 64ZM5 63H8V64H5ZM49 63H51L52 65ZM164 64H165V66H164ZM23 66L26 67V68H24V70L22 68ZM35 66H37L36 69L38 68L39 71L37 70L36 73L35 72L33 73V70H35ZM17 68H19V69H17ZM9 69H10V71H9ZM14 69H16V70H14ZM21 70H23L22 73H21ZM162 70H163V72H162ZM24 71H26L27 73H31L32 75L26 74ZM54 71L57 72L56 69H54ZM15 72H17V73H15ZM19 72H20V74H19ZM37 74H39V75H37ZM40 74H42V75L40 76ZM1 75H3V74H1ZM194 75H195V78H194ZM239 75L241 77L242 76L244 77L243 72L241 73L239 71ZM21 76L22 77L24 76V78L21 79ZM37 76H39L40 78H38ZM42 76H43V79H42ZM19 81L21 83L22 82L23 83L21 85H19L20 84ZM27 82L29 84H27ZM7 84H9L11 88ZM25 84H27V86L29 85L28 88L31 87V90H29V89L26 90L27 86H25ZM13 85L16 87H12ZM201 85H202V87H201ZM20 86L22 88H23V86L26 88L24 91L25 93L24 94L21 93L22 100L21 99L18 100L17 98H15V96H14L15 91H13V90H16V88L20 87ZM183 87H184V89H183ZM205 88H206V90H205ZM33 89H35V90L32 91ZM98 89L104 91V88H102V89L98 88ZM23 90H24V88H23ZM35 91L37 92L36 95H31V97H29V98L27 97V93L29 96V92H30V94H35L36 93ZM8 94H11L15 99H13L12 96L8 95ZM10 97H11V99H10ZM182 97H183V99H182ZM33 98H34V100H33ZM11 100H13V101H11ZM168 100H170V102ZM14 101H16V103ZM167 102H169V103H167ZM172 102H173V104H172ZM180 103H181V105H180ZM183 103H184V107H183ZM168 104H169V106H168ZM13 105H15V106H13ZM196 105H197V107H196ZM172 107H174V108H172ZM216 107L217 108L219 107L218 108L219 111L217 110ZM11 108L13 109V111H10V110H12ZM5 110L7 113L5 112ZM215 110H217V111H215ZM232 110H233V114H232ZM80 111H81V109H80ZM8 112H9V114H11V116L7 115ZM28 112H30V111H28ZM188 112H189V114H188ZM190 112H192V113H190ZM4 113H6V115ZM213 113H214V116H213ZM194 114H196V115H194ZM215 114H217V115H215ZM16 115H18L19 117H17ZM7 116H9V118ZM15 117H16V120L14 119ZM137 117H139V118H137ZM217 117H218V119H217ZM41 118H42V120H41ZM2 120H3V122H2ZM127 120L125 119L124 121L127 122ZM138 120H139V122H138ZM4 121H6V122H4ZM140 123H141V125H140ZM216 123H217V125H216ZM12 126H15V127L17 126L16 127L17 130L15 127H12ZM46 127H48V129H46ZM207 127H208V129H207ZM13 128H15L16 132L18 131L17 135L14 134L15 132H14ZM23 128L25 129V131H29V129H30L29 126H27V125H24ZM65 128H66V130H65ZM215 130H216V132H215ZM35 131H37V132H35ZM62 131H64L65 133L64 132L62 133ZM4 132H5V134H3ZM158 132H159V134H158ZM40 133H41V135H40ZM2 134L4 136H2ZM13 134L15 135V137H14L15 139L12 138ZM1 137L3 140H5V142L3 140H1ZM8 137H10V139ZM16 137H18L20 139H18ZM43 138L45 140H43ZM233 138H236V137H233ZM148 139H149V142H147ZM176 139H179V140H176ZM222 139L224 140V142L222 141ZM12 140H14V142L16 141V143H13ZM10 141H12V142H10ZM188 141H189V143H188ZM31 142H32V144H36V147L38 148V149L34 148L35 152H38L41 143L47 144L48 151H44V157H46L45 156V153H46L47 158L45 159V161H47L48 163L45 162V164H43V162H42V163H37L38 164L37 166H33L31 160H29L30 158H28L27 149H25L28 146V144ZM17 143L20 144L19 148H18ZM163 144H165V145H163ZM12 145L15 147L17 145L18 151L17 150L14 151L15 148ZM155 145H157V146H155ZM175 146H178V147H175ZM140 148H141V145H139V149ZM9 149H11V150H9ZM122 149H123V153H124L123 154L124 158H126V159L130 158L129 157L130 154H128L129 156H125V154H127V152L129 153L131 151L130 147L128 148V145L122 143ZM8 150L10 152H8ZM162 150H164V151L162 152ZM183 150H184V152H183ZM154 151H156L157 153H155ZM6 152H8V153H6ZM39 152H40V157L43 158V154L41 153V150H39ZM245 152L249 153L248 159H246V157L242 156V154H244ZM80 153H83L82 154L83 156H80ZM177 153L178 154L181 153V154L178 155ZM17 155H19V156H17ZM158 155H160V156L158 157ZM221 155H223L224 157ZM63 156H65V161H63L64 160ZM20 157H21V159H19ZM170 157H171V159H170ZM177 157H178V160L176 159ZM26 158H28V159H26ZM11 159L13 161H11ZM86 159H87V157H86ZM126 159H124V163L126 162L125 161ZM61 160H62V162L66 163V164L61 163V164H64L62 170L59 169ZM88 160H89V157H88ZM219 160H221V161H219ZM225 160L227 161V163ZM20 161H22V162H20ZM172 161H174V162H172ZM17 162H20V163H17ZM143 162H145V163H143ZM153 162H155V164ZM189 163H190V165H189ZM25 164L27 166H25ZM56 164H58V166H59L57 170H55L57 167ZM169 164L171 166H169ZM45 165L53 168V171H49L50 174H49V176H47V174H46V177H44V171L46 168ZM83 165H85V166H83ZM172 165H173L174 169L171 168ZM184 165H185V167H184ZM194 165H196V166H194ZM22 166L26 167V168L24 167V171L22 170V168H23ZM142 166L146 172H142ZM1 167H3V168H1ZM18 167H19V170H16V169H18ZM66 167H68V168H66ZM78 167H80V168L77 170ZM202 167H203V170H202ZM157 168H158V172L161 171V173L157 172ZM188 168L190 170H188ZM25 169H28V171L25 172ZM69 169H71V171H69ZM121 169H124V170L121 171ZM163 169H164V171H168V173L170 175L166 174L164 176V174L167 172L164 173ZM7 170H9V172H7ZM72 170H75L76 172L79 173V174L77 173V176L75 178L73 175V177H72L73 179H71L72 172H73ZM54 171L55 172L58 171L57 174L58 175L61 174V177H63L64 175L67 174V176L63 177V179L65 181H68V182L66 183L60 177L63 181L62 183L64 184V185L63 184L61 185L59 179L56 180L55 177H57L56 176L57 174ZM116 171H118L119 173ZM116 171H114V173L116 172V174L113 176V177H115V179H113V181L115 180L114 182H116L117 180L118 181L121 180V178L124 176V174L126 172V168H125V166H121V167L117 168ZM170 171L171 172L173 171V172L171 173ZM182 171H184V172H182ZM13 173H14V175H13ZM17 173H19L18 176H16ZM100 173H101V175H99ZM194 173H196L194 175L196 177H194L192 175ZM80 174L81 175L84 174V175L79 177ZM112 174H113V172H112ZM144 174H146L145 178L147 177V182L149 183L148 185L153 186V188L156 189L157 193H155V194L157 197H155L154 195H151V196L145 197V199H144V197L141 199L142 194H140V193L141 192L145 193V194L147 193V189H146L147 187L142 186L141 184L138 183L140 181V179L143 180L142 177H144L143 176ZM157 174H159V175H157ZM230 174H231V172L228 171L227 175L229 177H230ZM4 175H5V177H4V179H2V177ZM11 175H12V177H9ZM94 175H95V177H94ZM98 175H99V177L101 176L100 178H104V179H100V178L97 179ZM106 175H108V176L106 177ZM186 176L188 178V179L186 178L187 181L185 178H183ZM25 177H27V179ZM92 177L94 180L92 179ZM151 177H152V180H151ZM223 177H225V174H223ZM6 178H7V180H6ZM8 178H10V179H8ZM16 178H18V180ZM54 178H55V181L53 180ZM76 178H77L78 184L76 181L73 182V180H75ZM23 179H24V184H25L24 186H26V185L27 186H26V188L25 187L22 188L23 189L22 190L21 188L19 189L18 187H23V185L21 184L23 182H20ZM80 179L83 180L85 186H84L82 180H80ZM183 179H185V180H183ZM2 180H4V181H2ZM5 180H6V182H5ZM10 180H11V182H10ZM51 180H53V181H51ZM180 180H182V183L183 182H185V183L187 182V183L182 184ZM29 181H32V182L28 183ZM49 181H50V183H49ZM161 181H163V182H161ZM169 181H171L172 183H169ZM8 182H10L11 184H9ZM58 182L60 183V185ZM195 182H197V183H195ZM5 183H7V184H5ZM109 183H110V185H109ZM168 183L170 186L166 185ZM28 184H30V187L28 186ZM65 184H67V186ZM79 184H81L80 187H83V188H79ZM158 184H159V186L157 187ZM190 184H191V186H190ZM208 184L213 188L207 186ZM211 184H213V185H211ZM226 184L229 185V183H226ZM183 185H184V187H183ZM105 186H106V188H105ZM185 187L189 188V189L191 188V189L188 190V192H187V189H184ZM52 188L53 189L56 188V190H52ZM88 188H90L89 189L90 191H92V189H95V188L97 189V190H93L95 196H93V194H91V192L90 193L87 192ZM170 188H171V190H170ZM57 189H59V190H57ZM21 190L23 192H21ZM165 190H168V192L170 190L171 194L166 193ZM25 192H30V193H26L25 194L26 196H25L23 194ZM106 192H107V194H105ZM135 192H138V197H139L138 201L143 202V203H141V202L137 203L136 207H134L133 205L130 206L131 203L127 202V201H129L131 196L136 195ZM11 193H13V195ZM85 193L87 195H85ZM165 193L167 195H165ZM114 194H116V195L114 196ZM174 194H177V195L174 196ZM187 194L190 196H187ZM201 194H202V196H201ZM6 195H8V196H6ZM37 195L39 198L37 197ZM90 195H91V198H90ZM170 195H172L173 197ZM11 196H13V197L11 198ZM17 196H19L20 198H22L24 196V200H23V198L18 199ZM29 196H30V200H33V199L34 200L29 201ZM184 196L185 197L187 196V197L185 198ZM25 197H26V199H25ZM31 197H33V199ZM174 197H175V199H174ZM191 197H192L193 201L191 200ZM148 199H149V203H148ZM161 199H163V200H161ZM166 199L168 200L167 201L168 204L166 203ZM204 199H206V200H204ZM6 201H8V202L10 201V204L7 203ZM121 201L126 202L127 204H130V205H127L126 203L125 204L121 203ZM150 201L151 202L153 201V202L150 203ZM176 201H179V202L175 203ZM181 201H182V203H180ZM30 202L31 203L33 202V204H35V205L29 204ZM184 202L187 204H185ZM183 203L185 205H188L189 207L185 206ZM16 205L19 206L20 209H22V207L25 208V206H26V208L25 209L23 208L24 210H22V212L20 210H18V213H17ZM103 205L105 206L104 209L102 207ZM139 205L142 206L143 208L140 207V209H139ZM147 205H148V209H150V210L145 209L146 208L145 206H147ZM181 205L184 207H182ZM34 206H35V208H34ZM39 206H40V209H39ZM29 207H31V208L29 209ZM32 207H33V210L35 209L34 211H32ZM124 207H126V208H124ZM167 207H168V210H167ZM245 207H247V206H245ZM133 208H136V209L133 210ZM189 209H191V210L188 211ZM27 210H28V212L32 211L31 212L32 214L30 216H29ZM144 210H145V212H144ZM171 210L173 211L172 213H170ZM19 211L21 213H23V215ZM154 211H155V213H154ZM168 211H170V212L168 213ZM215 211H216V213H215ZM33 212H34V214H33ZM183 212L186 213L187 215L186 214L184 215ZM190 212L191 213L196 212L197 216L195 215V213H193L194 215H192V216L195 218L191 217ZM204 212L207 215H205V214L202 215V213H204ZM14 213H16V214H14ZM145 213H147V214H145ZM189 214H190V216H189ZM212 214H213V217H212ZM16 215L22 216L23 218L26 217V218L23 220V218H20L19 216H16ZM26 215H28V216H26ZM202 217H203V219H202ZM3 219L4 220L7 219V220L4 221ZM16 219H19L20 221H18ZM27 219H28V221H27ZM80 219H79V221L81 222ZM87 219H89V220H87ZM200 219H202V220H200ZM99 220H101V221H99ZM13 221L15 223H13ZM9 223H8V225H9ZM28 224H30V225H28ZM188 225L189 226L193 225V226L189 227ZM15 226H16V228H15ZM51 232H53V231H51ZM101 232H104V233L101 234ZM80 233L83 236L79 235ZM33 235H34V238L31 237V239H30V236H33ZM13 237L18 238L16 241L22 240V241H19V243L20 242L21 243L19 245L17 244L16 246H14L18 242L14 243L16 238L13 240L12 239ZM75 238H77V239H75ZM28 239L30 241H28ZM34 239H35V241H33ZM11 240L13 242H11ZM74 240L78 241V242H75ZM97 240H99V241H97ZM23 241L25 244L27 243L26 246L30 247V248H26L23 250V247L25 246ZM115 242H118L119 244L116 243L117 244V246H116ZM12 243H14V245H13L14 247H11ZM76 243H78V246L76 245ZM8 244H11V245L7 246ZM68 245H70V246H68ZM5 246L8 248L7 250H6ZM18 246H20V249H17ZM65 246H67V248ZM9 248L11 250H9ZM32 248H34V247H32ZM106 249H108V250H106ZM11 252H13V253H11ZM59 259H60V261L57 262V260H59ZM62 259H63V261H62ZM26 262H24V263H26ZM19 263L20 262H18V264ZM24 263H22V264H24Z\"/></svg>",
    "mask_w": 264,
    "mask_h": 264
}]
</instances>
